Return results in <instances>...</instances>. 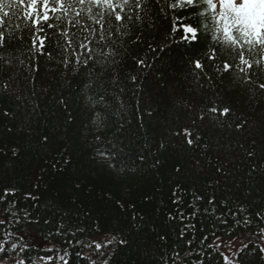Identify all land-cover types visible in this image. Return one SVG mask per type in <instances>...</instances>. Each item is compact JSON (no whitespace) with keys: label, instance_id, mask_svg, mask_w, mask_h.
<instances>
[{"label":"trees","instance_id":"obj_1","mask_svg":"<svg viewBox=\"0 0 264 264\" xmlns=\"http://www.w3.org/2000/svg\"><path fill=\"white\" fill-rule=\"evenodd\" d=\"M150 12L145 24L135 25L118 49L119 63L112 71L119 85L112 84V75L106 71L85 92L86 76L71 72L66 76L62 67L41 57L34 83H24V76L17 81L19 93L26 99L18 103L0 95V148L6 153L0 156V194L6 188L15 189L16 196L9 199H15L18 209H27L32 219L39 221L28 223L22 219L18 226L30 242L66 247L70 237L55 235L56 226L63 222L73 230L85 229L76 239L97 240L111 234L126 237L127 245L113 246L110 264H160L161 252L170 255L173 246H183L178 239L182 225L179 219L169 221L168 215H176L177 209L189 215L194 193L205 196L198 202L201 209L208 207L206 200L213 194L218 199L243 202L253 213L264 207V98L253 99L228 76H214L211 86L202 77L194 79L190 60L204 58L210 46L208 39L201 36L195 45L181 43V34L171 33V15H161L155 5ZM132 40L142 43L132 44ZM21 46L18 42L11 45L13 49ZM137 58H144L152 67L137 68ZM205 64L212 75L213 68L209 62ZM132 75L138 77L136 84L131 82ZM121 87L125 89L120 95L123 107L111 99ZM213 87L219 91V99L244 116L248 124L237 131L206 123L200 135L209 147L189 150L172 133L187 125L191 105L204 106ZM101 91L110 97L107 105L90 104L87 96L95 97ZM58 98L66 101L67 109ZM9 110L13 115L4 117L2 113ZM98 125L102 131H97ZM98 135L106 140L118 138L124 148L121 157L113 161L118 167H109V161L97 154L94 142ZM161 142L165 147L158 150ZM11 148L17 149L18 157L11 156ZM247 151L256 155L248 158ZM139 153L146 155L144 162L136 159ZM65 160L70 162L65 164ZM178 167L180 172L176 171ZM177 186L183 199L180 205L172 203ZM27 193L39 200L25 199ZM19 215L22 218L24 214ZM44 219L51 223L45 224ZM189 222L196 225L197 241L204 235L211 237L213 230L229 239L232 230L231 220L226 226L217 223L215 228L213 219L204 215L185 221ZM241 234L236 229L235 235ZM161 235L167 239L161 241ZM191 235L189 232L185 239ZM74 252L70 264H89ZM46 254L40 247L28 253L37 264L38 257ZM221 261L217 257L216 264ZM245 264L262 262L252 255Z\"/></svg>","mask_w":264,"mask_h":264},{"label":"snow or ice","instance_id":"obj_2","mask_svg":"<svg viewBox=\"0 0 264 264\" xmlns=\"http://www.w3.org/2000/svg\"><path fill=\"white\" fill-rule=\"evenodd\" d=\"M152 5L161 15H171V33L181 34V43L195 45L201 36L208 39L210 46L204 58L190 60L194 79L200 80L202 77L211 86L214 76L221 79L228 76L231 83L251 93L253 99L264 98V0H0V95H7L18 103L26 99L20 95L17 81L24 76V83H34V73L39 71L41 57L62 67L66 76L69 72L86 76L85 92L106 71L112 75V84L119 85L120 81L112 71L119 63L118 49L135 25L145 24L146 18L151 15ZM148 26L152 27L154 23ZM25 33H28L27 41ZM16 42L22 46L13 49L11 45ZM131 43L142 41L132 40ZM149 48L157 51L151 44ZM159 50L163 51L164 48ZM205 61L213 68L212 75L208 74ZM135 64L141 70L152 67L144 58L135 59ZM130 79L136 84L138 77L132 75ZM124 92L125 89L121 87L118 94L111 97L121 107L124 102L120 95ZM31 95L35 96V93ZM219 96V91L213 87L211 97L204 106L191 105L187 125L172 133L189 150L209 147L200 135V128L206 123L237 131L244 130L248 124L244 116L237 115L235 109L225 105ZM109 98L103 91L95 97L87 96L93 106H106ZM58 103L68 108L63 98H58ZM2 114L4 117L13 115L10 110ZM119 127L123 129L124 125ZM7 131L11 132L12 129ZM97 131H102L99 125ZM47 139L45 136L44 141L47 142ZM94 143L98 146L97 154L109 161L108 166L118 167L113 161L124 153L118 138L106 140L98 135ZM164 147L161 142L158 150ZM9 152L12 157L19 155L16 148L9 149ZM5 155L3 148H0V156ZM246 155L253 158L256 154L247 151ZM136 159L144 162L146 155L139 153ZM64 162L67 164L70 161ZM196 163L199 164V161ZM253 170L258 171L255 167ZM176 171L180 172V168ZM178 190L179 186L172 193L176 197L172 203L176 205L183 203ZM15 196V189L6 188L0 194V206H3L0 211V264H37L28 255L33 247L43 248L49 253L38 257L40 264H70L74 249V254L82 261H89V264H110L113 246L128 244L126 237L121 235L118 238L115 234L102 240L76 239L85 229L77 227L73 230L63 222L56 226L55 235L70 237L65 241L66 247L30 242L26 234H21L18 226L22 219L28 223L39 221L33 220L27 209L17 208V201L9 199ZM25 199L39 200V197L27 193ZM204 200L205 196L194 193L193 201L188 205L192 209L189 215L186 216L179 209L176 215L169 213V221L179 219L182 225L178 239L183 246H173L170 255L161 252L160 264H216L217 257L222 258L220 264H245L252 255L264 264V207H259L253 213L243 202L237 203L224 197L218 199L213 194L206 200L208 207L201 209L198 202ZM20 212L24 214L22 218ZM200 215L212 218L213 228L217 223L226 226L231 220L229 239L225 241L213 230L211 237L204 235L197 241L196 225L185 221H193ZM132 219L135 221L137 217L134 215ZM43 222L51 223L48 219ZM236 229L242 233L238 237L235 235ZM200 231L203 232V228ZM189 232L191 238L185 239ZM159 239L164 241L167 237L161 235Z\"/></svg>","mask_w":264,"mask_h":264},{"label":"rangeland","instance_id":"obj_3","mask_svg":"<svg viewBox=\"0 0 264 264\" xmlns=\"http://www.w3.org/2000/svg\"><path fill=\"white\" fill-rule=\"evenodd\" d=\"M105 237H109L110 238V236H103V237H101V238H99V239H97V240H102V239H104ZM238 237V236H237ZM225 241H227L228 239H224Z\"/></svg>","mask_w":264,"mask_h":264}]
</instances>
